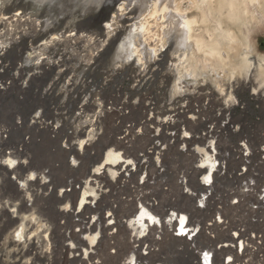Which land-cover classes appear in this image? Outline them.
Returning <instances> with one entry per match:
<instances>
[{"label":"built area","instance_id":"1","mask_svg":"<svg viewBox=\"0 0 264 264\" xmlns=\"http://www.w3.org/2000/svg\"><path fill=\"white\" fill-rule=\"evenodd\" d=\"M190 97L153 99L139 118L107 105L121 116L109 147L119 155L114 173L101 163L103 144L61 193L87 190L80 211L96 240L84 253L74 241L53 244L44 264H264V129L256 140L229 109ZM97 117L85 118V148L104 137ZM74 227L62 233L80 234Z\"/></svg>","mask_w":264,"mask_h":264},{"label":"rangeland","instance_id":"2","mask_svg":"<svg viewBox=\"0 0 264 264\" xmlns=\"http://www.w3.org/2000/svg\"><path fill=\"white\" fill-rule=\"evenodd\" d=\"M187 1L189 2V0H177L179 3L182 2L183 6L186 4L188 5ZM106 2L107 0H0V17L4 20H2L3 23H0V47L5 49L2 50L0 48V50L4 51H1L0 53H5L4 57L6 62L4 64L7 66V70L5 67L0 66V84H4L5 89H7L3 92L0 91V127H5L8 130H11L10 132H12L14 135L12 137L13 141H15L14 139L19 136L18 139H21L19 140L21 142L17 144V148L23 149L28 147V153H31L33 165L37 167V171L41 169L38 172H41L44 168L46 171H50L53 167L56 172L59 171L55 174L58 177V182H62L63 180L68 181L71 175L77 176L78 178H83L86 175L87 164H90L92 159H96L97 155H99L100 146L115 142V139L111 133L116 132L117 128L113 123L116 118L121 116L119 111L108 110L107 105L109 104L120 106L123 105L124 108L127 106L128 109L134 110L133 117L139 118L143 115L145 116V114H148V111L146 110L148 108L149 102L153 99L162 101L166 98L180 99L182 97L188 96H191L189 100L209 98L216 109H229V112H232L236 121L249 126V131L251 129L255 133L256 140H261L260 133H262V130L264 129V83L256 80V77L251 78L254 80L250 79L246 82L240 80L238 82V80L235 78H227V75L225 74L221 75L223 79L221 78L220 84H218V82L213 79L216 75L211 74H208L207 76L201 75V77L197 79L190 77H187L186 79V77H184L182 80H176V78L172 76V72L174 70L176 71L178 68L181 70V68L177 66L178 59L176 58L177 54L180 52H178L174 37L171 36L170 38L169 36H166L165 33H163V30L161 29L162 24L156 22H147L150 16L148 15L150 8L147 9L143 7V5H141L137 0H120L114 6V8H108V6L105 5ZM120 2H125V9L121 13L122 15L120 12H117ZM145 5L146 7H149L151 6V3H147ZM187 5L184 7H187ZM263 11L264 9L257 10L256 14L258 13L257 16L259 17L260 21L249 24V30L246 27H242V32H240L237 27L233 25L234 30L238 32L240 38L243 39L246 34L249 35V41L252 47V51L250 53H254V57H257L258 55H264ZM15 12H21L23 15L26 14L27 17H30L31 19L28 21L25 20V18L20 21L15 20ZM189 13V15L192 17L193 15H197L198 11L191 9ZM127 16H132V20L130 22H125L123 20L124 17ZM144 20L146 24L148 23V27H151V31L137 35L141 29L138 33L135 32L134 24L139 23L140 21L144 22ZM39 22H41L42 26L38 25ZM107 23L111 26L110 28L108 27V29H106ZM44 30H48L51 35L47 31L48 34L39 36L38 32L42 34V31ZM33 36L36 37L34 41ZM129 39H131L133 43H131ZM130 43L136 44V48L134 47L136 50H134L135 52L132 51L131 48L133 45ZM129 45L130 47H128ZM33 52L40 54L42 53V55H40L41 60L43 58L49 60L47 56L49 55L52 57V53H55L53 59H57L56 61L59 62L63 61L64 64L61 66V68L57 69V71L56 69L52 71L51 69L45 70L43 68L42 70L39 68L42 67V64H40V66H38V68L34 71L33 66L39 64V61L41 62V60H39L38 57L32 58L31 55ZM45 53L50 54L47 55ZM118 53H143V56L141 61L135 58H138V55H136L134 58L132 57L129 61L123 63V57L121 58ZM59 55L62 56L60 57ZM28 57L30 58L29 61L31 60V63L29 62L28 64L29 66H22L21 69H18L22 62H25L24 60H27ZM8 60L10 61L8 62ZM155 60H162L160 62L162 63L161 67L159 66V62L155 63ZM87 64L91 65L88 66ZM175 67L178 68L176 69ZM175 71L174 73L176 74ZM223 75L226 77V79ZM12 77L15 78L13 79ZM63 77H65V83L62 80ZM68 78L71 80L69 81ZM86 78H88V80ZM53 80L55 81V85H53L52 91L50 93L49 90L51 88L49 85ZM74 80L75 82L72 84ZM67 81L69 85L67 84ZM64 84L68 85H66V90L68 92V95L66 94V96L63 95L65 92L62 93V95L59 93V89L61 90L62 88H65L63 87ZM80 84H82L83 87ZM32 86L35 88V91L33 90ZM27 90L28 93L26 92ZM59 96L60 98H58ZM231 96L235 97L236 101L238 102V104H236L234 107H230ZM87 97L88 99L84 100ZM43 99L44 101L42 102ZM75 99L79 100L76 107H82L84 114L79 113V110L75 111L72 108L74 107L75 102L73 101ZM39 100L40 103L37 102ZM242 105L244 108H242ZM39 109H41L40 112ZM19 111H21V114ZM77 111L79 115H85V117L89 115L87 118L90 117V115H98L96 120L97 125H99V117L103 114L105 116L106 127H101V131H103L102 135L104 137L103 139L100 138L101 140L99 139V143L95 142L96 144L93 143L91 145H86L84 150H80L79 146H77V150L75 149L73 155L72 153H67L70 151L68 150V146L73 145L76 141L75 139H77L75 138L76 128L78 126V128H82V126L85 124L84 116L80 119L77 118ZM26 115L28 116L26 117ZM49 118L52 121H50ZM33 120L37 124L34 123ZM46 124L51 125L52 128H47ZM53 125H55V127ZM51 129H54V132L56 133H54ZM17 131L21 132L19 133ZM84 131L86 134V129ZM6 135L7 137H5V139L10 140L11 137L8 135V133ZM14 143L15 142H13L12 145ZM0 147V149H2L3 146ZM82 155H85V157L83 160H81L82 164L80 168L77 167L78 165H75V168H73L72 164H77V162L80 160L77 158H82ZM22 161H24L25 164H28L31 160L22 158ZM90 167L91 165H89L88 168ZM26 169L27 168L24 169L25 172L28 170ZM0 172H2L1 169ZM26 174L27 173H25V175ZM0 179L2 182H0V192H2L3 189L4 192L7 191L10 193V195L4 194L3 192L0 193V207L3 202L7 201L12 203L15 202V204L19 203L20 201H18L15 189L11 187V185L9 186V184L6 186L5 183L7 181L3 178V175H0ZM59 185L61 186L62 184ZM57 190L56 194L59 193ZM6 195L9 197L7 198ZM58 196L59 195H57V197ZM37 203L40 204L41 202L39 200L36 201V198H34L32 204L28 203V206H34L33 208L35 209L34 217H32V220H29L32 221L33 225L35 224L34 229L29 234V239L31 240L34 239L35 236L41 231V228H38L37 230L36 225L39 219L38 217H41V213L36 210ZM58 207L59 206L57 205V208ZM53 209L55 208L53 207ZM6 222V218L4 216L1 218L0 214V225L3 226H0V229H2L0 230V243H4L3 241L5 239L6 233L10 230L5 228L7 226ZM61 223L62 219H59L58 222H56V226L62 228L63 224ZM65 234L66 233H64V235ZM26 257H24V259H11V262H14L12 264H32L31 260L29 259L31 256ZM0 263H2V261ZM53 264H55V262Z\"/></svg>","mask_w":264,"mask_h":264},{"label":"bare ground","instance_id":"3","mask_svg":"<svg viewBox=\"0 0 264 264\" xmlns=\"http://www.w3.org/2000/svg\"><path fill=\"white\" fill-rule=\"evenodd\" d=\"M119 1L120 0H107L105 5H107L108 8H114V6ZM137 1L141 5H143V7L147 8V9L150 8L149 14H148L150 16H149V18L147 17L148 18L147 22H149V23L150 22H156V23L162 24L161 25L162 27L161 26L160 27L163 30V33H165L166 36H169L170 38H171V36L174 37V41H175V44L178 48V52H180L176 56V58L178 59L177 66L181 68V70H180L178 67H177L178 69L175 67L177 69L176 71L173 68V70L176 72V74L173 71L172 76L174 78H176V80H182L184 77H186V79H187V77L197 79V78L201 77V75L207 76L208 74H211V75H216V76H214L215 78H213V77L212 78L215 79V81L218 82V84H220V81L222 78L221 75L225 74V75H227V78H235L238 80V82L240 80L246 82V81L250 80L252 77L253 78L256 77V80L264 83V55H258L257 57H254V53H250L252 51V47H251V44L249 41V35L246 34L244 36V38L242 39V38H240V35L238 34V32L236 30H234V28H233V25H234L237 27V29L240 32H242V30H241L242 27L248 28V25L251 24L252 22L257 23L258 21H260L259 17L257 16L258 13L256 14V12L259 9H264V0H189V2L187 1L188 5L186 4L187 7H184L186 5L183 6L182 2L179 3V2H177V0H137ZM147 3H151V6L146 7L145 4H147ZM119 4H118L119 8L117 9L118 10L117 12L118 13L120 12V14H121L123 12V10L125 9V2H123V3L120 2ZM191 9L197 10L198 11L197 15H195V16L193 15L191 17L189 15L190 14L189 11ZM258 12H260V11H258ZM262 14L264 17V11ZM146 15H147V13H146ZM14 16H15L14 19L18 20V21H20L24 18L27 21L31 19L30 17H27L26 14L23 15V13H21V12L14 14ZM4 19H7V18H4ZM2 20H3V18L0 17V23H3L4 20L3 21ZM123 20L125 22H130L132 20V16L131 17H129V16L124 17ZM144 22H145V20H144ZM144 22L140 21L139 23L134 24L135 25V27H134L135 32L138 33L141 29V31L137 35L151 31V27L150 28L148 27V23L146 24V22H145V24H144ZM255 23H254V25H255ZM38 25L42 26L41 22H39ZM106 26H107L106 29H108V27L109 28L111 27L110 25H108V23ZM132 26H133V24H132ZM198 30H199V32H198ZM248 30H249V28H248ZM47 31L48 30H46V31L44 30V31H42V34H40L39 32H38V34H39V36L45 35V34L49 33V31H48V33H47ZM246 33H247V31H246ZM241 34H243V33H241ZM134 35H136V34H134ZM166 36H164V37H166ZM133 37H135V36H133ZM35 39H36V37L33 36V41ZM131 39H129V40L131 41ZM125 40H126V38H125ZM170 40H172V39H170ZM131 43H133V42L131 41ZM131 45H133L131 49H132V51H134L136 48L135 47L136 44H131ZM122 46H124V45H122ZM128 47H130V45ZM0 48L2 50L4 49L2 47H0ZM2 50H0V52ZM2 52H4V51H2ZM128 52H130V51H128ZM45 54L48 55L50 53H45ZM54 54L55 53H52V55H53L52 57H50L49 55L47 56L49 58V60H46V58H43L41 60L40 55H42V53L40 54V53H34L33 52L31 55L32 58L38 57V59L41 60V62L39 61V64L33 66V68H34L33 70L35 71L38 68V66H40V64H42V67H39V68H41V69L43 68L45 70L51 69L53 71L54 69H56V71H57V69L61 68V66L64 63H63V61H61V62L56 61L57 59L54 60L53 59V57L55 56ZM73 54H75V53H73ZM4 55H5V53H0V66L5 67V69H6L7 66H5V64H4L6 62ZM118 55L121 56V58L123 57L122 62L125 63L126 61H129L132 57L134 58L136 55H138V58L137 57H135V58L138 59L139 61H141L143 53H118ZM31 56H29V57H31ZM59 56L61 57L62 55H59ZM29 57L27 60H24L25 62H22V64L19 66L18 69H21L22 66L27 67L26 65H28L29 62L31 61V60L29 61V59H30ZM94 57H95V55H94ZM9 61L10 60H8V62ZM161 61L155 60V63L159 62V66L161 67V65H162V63H160ZM76 63H78V62H76ZM87 65L89 66L91 64H87ZM74 66H76V65H74ZM67 67H68V65H67ZM1 70H3V69H1ZM71 70H72V68H71ZM73 71H75V70H73ZM79 71H80V69H79ZM85 72H87V71H85ZM110 74H112V73H110ZM69 75H71V74H69ZM72 75H74V74H72ZM72 77H74V76H72ZM78 77H80V76H78ZM12 78H9V79H12ZM55 79H56V77H55ZM64 79H65V77L62 78L63 81H64ZM78 79H80V78H78ZM86 79L88 80V78H86ZM225 79H226V77H225ZM68 80H69V78H68ZM251 80H254V79H251ZM84 81H85V79H84ZM74 82H75V80L73 81L72 84H74ZM64 83H65V81H64ZM23 84H24V82H23ZM26 84H28V83H26ZM67 84L69 85L68 81H67ZM82 84H80V85H82ZM178 84H180V83H178ZM7 85H8V83H7ZM53 85H55L54 80L49 85L51 89L48 87L50 89L49 90L50 93L52 91ZM59 85H60V83H59ZM66 85L64 84V86H63L65 88H62L61 90L59 89V93H61V95L64 92H65V94H63V95H65V96H66V94L68 95V92L66 90ZM221 85H222V83H221ZM11 86H12V84H11ZM25 86H27V85H25ZM36 87H37V85H36ZM82 87H83V85H82ZM258 87H259V85H258ZM34 89L35 88L33 87V90ZM6 90L7 89H5V85L0 84V91L3 92ZM28 90H29V88H28ZM28 90L26 91L27 93H28ZM38 92H39V90H38ZM44 93H45V91H44ZM70 94H72V93H70ZM40 96H44V95H40ZM7 97H8V95H7ZM58 98H60V96ZM51 99H52V96H51ZM87 99H88V97L84 100H87ZM43 101H44V99L42 100V102ZM78 101H79L78 99H75L73 101V102H75V104H74V107H72V108L75 111L79 110V113L84 114L82 107H79V108L76 107ZM37 102L40 103V100ZM29 105H31V104H29ZM34 108H35V106H34ZM10 110H11V108H10ZM40 110L41 109H39V112H40ZM58 111H60V110H58ZM67 111H69V110H67ZM71 111H72V109H71ZM19 112L21 114V111H19ZM44 113H45V111H44ZM77 113H78V111H77ZM79 113L77 115V118H79V119L83 118L84 115H79ZM4 114H5V111H4ZM31 114H32V112H31ZM18 116H20V115H18ZM27 116L28 115H26V117ZM86 117H84V118H86ZM49 120H50V118H49ZM55 120H56V118H55ZM50 121H52V120H50ZM33 122H34V120H33ZM34 123H36V122H34ZM46 125H47V128H50V127L52 128L51 125H48V124H46ZM53 126L55 127V125H53ZM84 126H85V124H84ZM84 126H82V128L81 127L78 128L79 126L78 127L76 126L77 128H76V132H75L76 133L75 138H77V139H75V140L77 141L76 144L79 145L80 148H85L84 143L87 140V138L91 136V134L86 135L84 133L85 132L84 131L85 129L83 128ZM42 128H43V126H42ZM45 128H46V126H45ZM62 128H63V126H62ZM51 130H54V129H51ZM81 130H83V131H81ZM10 131L11 130H8L5 127L4 128L0 127V144H1L0 146H3L2 149H0V154H1L0 155L1 156L0 157L1 158L0 159V169L2 171V172H0V175H3V178L7 181L5 183L6 186L9 184V186L11 185V187H13L15 189L18 201H20V202L15 204V202L12 203L10 201L9 202L7 201V202H3L1 207H0L1 218L4 216L7 220V222H6L7 226L5 228L10 229L6 233L5 239L3 241L4 243H0V262L2 261V263H0V264H12L14 262H11V259L12 260L15 258L16 259H18V258L24 259V257H26V256H28V257L31 256L29 259L31 260L32 264L47 263L48 256L46 255L45 251L49 250L50 246H52L53 244L57 243V246L62 245L63 241L64 242L67 241L69 243L74 241L77 246L82 247L81 250L83 251V253L88 251V248H90L94 245L96 237L91 234L93 232V229H91V230L86 229V218L84 217L86 212L84 213V211H82V210L80 211V209H82L84 203L87 200V193H88L87 190H84L82 193L81 192H78V193L74 192L73 194H68L65 192V193L61 194L62 192L65 191L66 187L71 186L70 181H64V180L62 181L61 180L62 182H58L57 181L58 177L55 174L58 173L59 171L56 172V170H54L53 167H52V170H50L48 173H46L44 171L45 168L41 172L38 173V171H40L41 169L37 171V167H35L33 165L31 153H28V147L23 148V149L22 148L18 149L17 144L19 142H21V141H19L21 139H18L19 138V136H18V137H16V139H14L15 141H13L12 137L14 135ZM55 131H56V129H55ZM17 132H19V131H17ZM7 133L11 137L10 140L5 139V137H7V135H6ZM54 133H56V132H54ZM54 133H53V135H54ZM69 141H70V139H69ZM73 141H74V139H73ZM13 142H15V143L12 145ZM54 142H56V141H54ZM74 145L75 144L68 146V150H70V151H68L67 153L73 154L75 152L76 148L74 147ZM110 145L111 144H109V143L106 145L107 151L105 154L103 153L101 163H103V166L109 165V171L111 173H114L113 169L111 167H112V165L115 166L118 163L119 155L113 149L109 148ZM3 148H5V149H3ZM42 157H43V155H42ZM22 158L29 159L31 161H30V163L25 164V162L22 161ZM36 158H38V157H36ZM98 158L99 157H97L95 160L92 159V163L95 164L96 161L98 160ZM57 159H58V157H57ZM77 159H79V158H77ZM73 162H74V160H73ZM49 163H50V161H49ZM25 168L28 169V170L26 169L27 170L26 172L24 170ZM25 173H27L26 174L27 176L25 175ZM38 175H41L42 178L38 179ZM59 184H62V185L60 186ZM56 189H59L60 194H56ZM2 192L4 194L10 195L9 192H7V191L4 192L3 189H2ZM2 192H0V193H2ZM57 195H59V196L57 197ZM6 197H7V195H6ZM14 197H16V196H14ZM34 198H36V201L39 200L41 202L40 204L37 203V207H36L37 208L36 210H38L41 213V217H38L39 219H38L37 224H36L37 230H38V228H41L40 229L41 231L39 230L40 231L39 234L36 235L35 238L31 240V239H29V236H30L29 234L34 229L35 224L33 225L32 221H29V220H32V217H34V214H35L34 210L35 209L33 208L34 206L31 207L28 205L33 203ZM53 201L55 202V204ZM57 205L59 206L58 208H57ZM53 207L55 209H53ZM144 215H146V213H143V216ZM59 219L65 220V226L62 228L56 226V222H58ZM0 226H2V225H0ZM74 226L80 228V231H81L80 234L74 233V234H69V235H65V236L63 235V233H62L63 229H66L67 231H69ZM59 228L61 229V234H60ZM0 230H2V229H0ZM26 264H30V263H26Z\"/></svg>","mask_w":264,"mask_h":264}]
</instances>
